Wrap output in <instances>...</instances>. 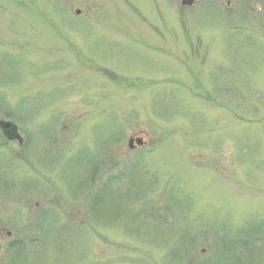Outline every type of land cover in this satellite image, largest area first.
<instances>
[{"label":"rangeland","instance_id":"374dc122","mask_svg":"<svg viewBox=\"0 0 264 264\" xmlns=\"http://www.w3.org/2000/svg\"><path fill=\"white\" fill-rule=\"evenodd\" d=\"M1 119L0 264H264V0H0Z\"/></svg>","mask_w":264,"mask_h":264},{"label":"water","instance_id":"95a60500","mask_svg":"<svg viewBox=\"0 0 264 264\" xmlns=\"http://www.w3.org/2000/svg\"><path fill=\"white\" fill-rule=\"evenodd\" d=\"M187 1H192V0H187ZM0 125H1V127L5 130V132H6V134L7 135H9L10 137H13L14 136V134H15V128L16 127H14L13 125H12V123H10V122H4V121H1L0 122ZM137 142L138 143H142V140L140 139V140H137ZM132 143V142H131Z\"/></svg>","mask_w":264,"mask_h":264}]
</instances>
